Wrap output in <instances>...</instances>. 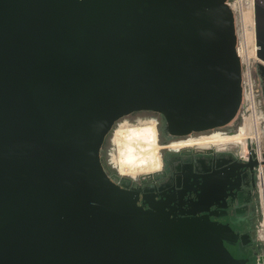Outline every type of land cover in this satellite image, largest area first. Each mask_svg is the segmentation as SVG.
<instances>
[{"label": "water", "instance_id": "1", "mask_svg": "<svg viewBox=\"0 0 264 264\" xmlns=\"http://www.w3.org/2000/svg\"><path fill=\"white\" fill-rule=\"evenodd\" d=\"M254 17L264 100V0ZM235 46L226 0H0V264H244L247 233L226 208L252 152L157 201L114 182L98 154L133 110L175 135L231 121Z\"/></svg>", "mask_w": 264, "mask_h": 264}, {"label": "flooded vegetation", "instance_id": "2", "mask_svg": "<svg viewBox=\"0 0 264 264\" xmlns=\"http://www.w3.org/2000/svg\"><path fill=\"white\" fill-rule=\"evenodd\" d=\"M144 118H152L155 121L156 141L160 143L158 144L160 164L155 170L147 173L137 175L122 173L112 160V154L116 150L113 133L123 121L133 124ZM241 121L242 117L238 111L225 125L175 135L163 129V118L158 112L145 109L133 110L116 117L110 128L103 134L98 151L99 160L110 178L122 188L137 193L140 201H143V197L153 201L164 197L175 198L179 193L182 195L181 191L186 187L191 186L194 176L219 169L221 163L227 159L230 162L246 160L239 154L240 141L228 138L239 132ZM216 134L223 138L220 141L215 139L204 147L186 143L188 139L199 137L211 139ZM228 194L226 210L230 211L234 230L240 228V233H247L242 244V252L236 242L238 250L236 257L242 258L244 264H253L254 262L249 263L250 254L256 255L262 248L261 241L257 239L256 230L259 220L256 161L234 173L230 179ZM143 205L147 206L146 203Z\"/></svg>", "mask_w": 264, "mask_h": 264}, {"label": "built area", "instance_id": "3", "mask_svg": "<svg viewBox=\"0 0 264 264\" xmlns=\"http://www.w3.org/2000/svg\"><path fill=\"white\" fill-rule=\"evenodd\" d=\"M226 2L234 13L235 48L241 63L242 97L238 111L242 117L240 127L244 126L245 129L239 140L241 144L239 154L241 158L247 160L249 152H252L256 161L259 203L256 230L262 248L255 255L253 264H264L262 259L264 256V103L254 72L255 63L259 61L256 56L254 0H226Z\"/></svg>", "mask_w": 264, "mask_h": 264}, {"label": "bare ground", "instance_id": "4", "mask_svg": "<svg viewBox=\"0 0 264 264\" xmlns=\"http://www.w3.org/2000/svg\"><path fill=\"white\" fill-rule=\"evenodd\" d=\"M244 129L245 127L241 126L237 134L228 136V138L239 141L243 136L242 134H244ZM222 138L223 136L216 134L211 139L199 137L188 139L186 143L204 147L208 143H212L213 140ZM113 141L116 151L112 154V160L116 163L120 172L137 175L155 170L159 166L154 119H139L137 123L133 124H129L127 121L119 123L113 133Z\"/></svg>", "mask_w": 264, "mask_h": 264}, {"label": "rangeland", "instance_id": "5", "mask_svg": "<svg viewBox=\"0 0 264 264\" xmlns=\"http://www.w3.org/2000/svg\"><path fill=\"white\" fill-rule=\"evenodd\" d=\"M219 140H221V139H219ZM159 145H160V143H158ZM116 151V150H115ZM236 251H238L237 250V246H236V243H235V245H234V252H235V254H236ZM254 260H255V255H253V253H251L250 254V259H249V263L251 262H254Z\"/></svg>", "mask_w": 264, "mask_h": 264}]
</instances>
